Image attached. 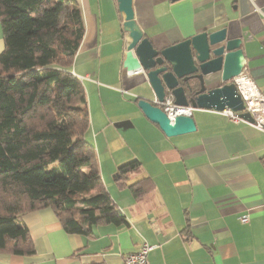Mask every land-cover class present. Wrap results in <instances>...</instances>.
<instances>
[{"label":"crops","instance_id":"0c3cea01","mask_svg":"<svg viewBox=\"0 0 264 264\" xmlns=\"http://www.w3.org/2000/svg\"><path fill=\"white\" fill-rule=\"evenodd\" d=\"M132 1L135 21L158 48L205 30L226 28L231 38H242V65L264 94V0ZM77 4L85 36L71 72L83 78L90 143L126 223L71 234L52 208L31 211L23 222L35 252L2 253L0 264H124L144 242L154 246L149 264H264V133L214 110L196 109V131L168 138L135 105V96L150 90L143 78L123 69L129 36L117 0ZM134 160L138 169L120 175V167ZM137 183L146 189L138 197L130 189Z\"/></svg>","mask_w":264,"mask_h":264},{"label":"trees","instance_id":"16d2710c","mask_svg":"<svg viewBox=\"0 0 264 264\" xmlns=\"http://www.w3.org/2000/svg\"><path fill=\"white\" fill-rule=\"evenodd\" d=\"M0 25V254L35 252L23 216L46 207L71 234L126 223L87 140V94L71 72L85 36L77 0H0Z\"/></svg>","mask_w":264,"mask_h":264},{"label":"water","instance_id":"95a60500","mask_svg":"<svg viewBox=\"0 0 264 264\" xmlns=\"http://www.w3.org/2000/svg\"><path fill=\"white\" fill-rule=\"evenodd\" d=\"M124 14L123 30L129 36L123 69L126 75L143 78L148 96H135V105L147 120L168 137L196 131L192 116L179 115L171 120L162 109L167 96L177 107L221 112L229 108L244 110V102L232 80L243 72L242 38H231L228 29L205 30L165 48H158L135 21L132 0H117ZM216 75L219 78L216 79ZM218 83L216 87L208 88ZM240 116L252 122L249 113Z\"/></svg>","mask_w":264,"mask_h":264},{"label":"built area","instance_id":"2783aa9c","mask_svg":"<svg viewBox=\"0 0 264 264\" xmlns=\"http://www.w3.org/2000/svg\"><path fill=\"white\" fill-rule=\"evenodd\" d=\"M80 80L83 78H79ZM232 82L236 85L237 90L244 102L245 108L241 112H235L229 108L219 112L233 124L245 123L260 132L264 133V94L259 90L253 78L245 70L240 75L235 77ZM121 93L124 95H132L125 89H121ZM163 111L167 116L173 120L176 116H192L194 108L177 107L174 105V99L171 96H167L165 101L161 104ZM240 113H249L253 118L252 122L243 119ZM241 223H248L249 217L245 216L240 219ZM154 250V246L144 242L138 251L128 254L124 258V264H149L148 256L151 251Z\"/></svg>","mask_w":264,"mask_h":264},{"label":"rangeland","instance_id":"374dc122","mask_svg":"<svg viewBox=\"0 0 264 264\" xmlns=\"http://www.w3.org/2000/svg\"><path fill=\"white\" fill-rule=\"evenodd\" d=\"M86 91H87V89H86ZM87 95H88V93H87ZM104 96H105V98H108L107 93L104 94ZM88 97H89V95H88ZM126 98H127V97H122V96H121L120 99H121V100H126ZM103 105H105V106L109 105V102H108L107 99L105 100V102H104ZM96 106H97V103L94 102V105H93V108H92V109L94 110V109L96 108ZM94 114H98V113L95 112ZM89 135H91V131H90V130H89V133L87 134V140H88L89 142H91L90 139H89Z\"/></svg>","mask_w":264,"mask_h":264}]
</instances>
